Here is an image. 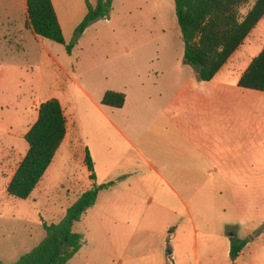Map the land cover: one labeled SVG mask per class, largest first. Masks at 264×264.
Returning <instances> with one entry per match:
<instances>
[{"label":"rangeland","instance_id":"374dc122","mask_svg":"<svg viewBox=\"0 0 264 264\" xmlns=\"http://www.w3.org/2000/svg\"><path fill=\"white\" fill-rule=\"evenodd\" d=\"M3 1L0 0V261L12 264L36 247L45 236L42 224L57 223L65 209L92 187L90 173L83 163V140L87 147L100 151L97 163L102 159L103 146L106 151L110 149L105 156V168H93L100 184L115 185L116 179L123 183L120 189L100 191L99 205L121 202L118 217L122 228L130 224L149 229L155 238L162 235L172 222L166 207H170L175 197L155 172L145 168L126 141L116 137L125 149L119 152L108 145L103 135L116 134L107 117L120 124L119 118L132 112L138 92L148 96L161 90L158 79L155 82L152 76L147 77V70L158 65L149 64L148 68V60L156 55L166 58L169 71L166 92L174 94L177 87L200 84L194 79V69L183 63L184 44L173 0H133L139 5L138 10L136 6L135 10L128 7L130 0H117L114 17L88 27L70 54L63 45L34 37L25 27L23 13L9 12ZM70 1L72 7L59 14L66 45L74 41L75 29L86 13L83 0ZM226 78L231 83L236 74ZM106 91L124 93L127 109L119 112L100 105L99 97ZM49 99H57L66 116V142L31 196L15 199L7 195V184L27 151L24 135L36 121L38 106ZM72 112L83 121L86 132L83 140H75V127L70 123ZM136 127L122 126L133 142ZM111 162L114 168H109ZM157 169L164 181L169 182L166 171ZM190 169L189 182L183 189H176L189 202L191 214L192 209L200 207L197 202L194 206V200L201 199V214L198 217L194 213L199 252L193 251V227L187 226L183 231V257L188 262L198 256L201 264H226L228 259L218 248L217 234L227 222L236 224L228 231L234 236L242 238L245 229L250 232L247 241L251 247L248 252L245 250L240 264H264V168H245L249 172L247 180L239 168L237 174L233 173L238 178L232 183L225 178L233 175L228 174L230 168ZM128 183H132L131 189H126ZM133 193L137 194L135 201L140 210H134L131 219L129 203ZM151 197L154 203L145 207V200ZM138 213L143 217L137 219ZM239 222L243 225L238 226ZM102 227L95 213L87 211L76 225L84 235L83 245L87 246Z\"/></svg>","mask_w":264,"mask_h":264},{"label":"crops","instance_id":"0c3cea01","mask_svg":"<svg viewBox=\"0 0 264 264\" xmlns=\"http://www.w3.org/2000/svg\"><path fill=\"white\" fill-rule=\"evenodd\" d=\"M50 1L62 29L59 14L67 11L73 4H71L70 0ZM83 1V6L86 9L85 0ZM3 2H5L6 10L9 12L21 11L23 13L26 22L25 27L27 28L26 0H4ZM116 2L117 0H113L108 20L114 17ZM89 3L95 4V2L92 3L90 1ZM129 4L130 6L128 7L134 10L135 6L137 10L140 8L133 0H130ZM154 16H156L155 11ZM27 29L32 32L29 28ZM34 37L37 36L34 35ZM263 46L264 17L212 81L199 82L194 76V79L200 84H195L191 87L189 84L177 87V91L174 94L165 91L169 75V71L166 68V58L164 60L162 56L156 55L148 60V68L149 64L157 63L158 65L153 69L147 70V77L150 78L152 76L155 82L158 79L161 90L148 96L138 92L132 112L129 115L127 114L125 118H119L120 124L115 123L114 119L107 117V123L116 134L106 133L103 135V139L108 142L110 147L112 146L119 152L125 149L116 140V137L126 141L134 150L137 158L139 157L143 161L145 168H150L151 172H155L159 180L161 179L167 189L173 194L175 199L170 201V207H166L169 213L168 216L172 218V222L168 224L169 227L166 226L167 229L170 228V232L167 233L166 229L161 233L162 235L155 238L154 233L149 229L142 230V228L132 227L130 224H126L127 227L129 226L128 228H122L123 224L119 222L121 219L118 217L120 214L119 209L122 210L121 202L100 206L99 193L94 207L90 210L93 215L95 213L101 220L103 227L89 241L87 246L82 245L79 252L68 264H201L198 256L193 262H188L183 257V231L186 230L187 226L193 227V251L199 252L198 232L194 228V213L198 217L201 214V199L198 197L194 200V206L197 202L200 207L197 206V210L192 209L193 213L191 214L189 202L181 197V193L176 188L180 187L183 189L184 184L189 182V175L187 174L190 173V168H230L228 174H237L238 169L241 168L240 172L245 174L246 180L249 172L245 168H250L251 170L252 168H264V93L242 89L237 86L242 74L251 61L261 52ZM232 73L236 74V78L229 83L226 76H231ZM104 93L99 97L100 103ZM127 103L126 99L121 109H114L113 111H124L128 107ZM70 123L75 127V140H83L86 132L82 119L72 112ZM121 124L128 128L132 125L137 126L136 132L135 128H133L134 142L125 134ZM66 137L59 150L65 144ZM83 141L85 144L84 151L88 149L94 168H105V156L109 155L110 149L106 151L105 146H103V150H101L102 159L97 163L100 151L95 152L90 147H87L85 140ZM129 166L133 168L132 165ZM109 168H114L112 162ZM157 168H163L166 171L168 180L170 179L169 182L167 180L164 181ZM94 174L95 181L90 180L92 186L93 184L97 186L107 184H100L96 171H94ZM236 174L227 175L225 178L229 183H232V180L238 178ZM117 180L114 181L116 182L115 185L105 191L120 189L123 183ZM131 188L132 183H128L126 189ZM87 190L89 189L85 191ZM132 195L133 200L129 203L130 218L133 216L132 213L140 210V204L135 201L137 194L133 193ZM172 202H175V204H172ZM153 203L154 199L151 197L145 200V207H151ZM65 211L61 218L64 216ZM221 211L225 212L224 206H221ZM141 217L143 215L138 213L137 219ZM198 220L200 221V219ZM235 225L226 222L217 234L218 248L221 249L223 257L226 260L228 259L226 264H231L229 259L230 238L237 237L241 240H247L250 235L249 229L244 230L242 238L229 233L228 231L232 228L234 229ZM237 225L242 226L243 224L239 222ZM262 239H264V233ZM249 247L251 245L247 243L240 256L235 260V264H240L241 258L246 254L245 250ZM166 250H169L168 253H166ZM206 264L213 263L207 262Z\"/></svg>","mask_w":264,"mask_h":264},{"label":"trees","instance_id":"16d2710c","mask_svg":"<svg viewBox=\"0 0 264 264\" xmlns=\"http://www.w3.org/2000/svg\"><path fill=\"white\" fill-rule=\"evenodd\" d=\"M177 24L184 44L183 63L194 69L199 82H210L229 58L243 45L258 22L264 17V0H173ZM113 0H85L86 14L75 29L74 41L66 45L62 29L50 0H26V24L32 33L66 48L71 53L80 36L93 23L109 18ZM242 89L264 93V46L239 79ZM126 96L106 91L101 105L121 109ZM67 133V120L60 102L49 99L40 103L37 119L24 136L27 151L10 179L6 193L25 200L37 188ZM84 165L95 181L94 165L88 149ZM113 183L93 185L70 205L55 224L43 223L44 238L31 251L12 264H68L83 245V235L76 229L87 211L94 207L100 191ZM247 240L230 238L231 264L244 250ZM0 264H4L0 261Z\"/></svg>","mask_w":264,"mask_h":264}]
</instances>
